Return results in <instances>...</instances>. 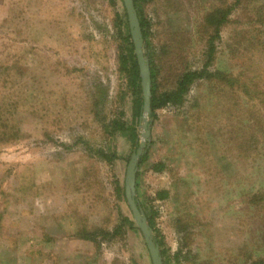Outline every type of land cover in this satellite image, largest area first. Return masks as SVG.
<instances>
[{"label":"rangeland","instance_id":"1","mask_svg":"<svg viewBox=\"0 0 264 264\" xmlns=\"http://www.w3.org/2000/svg\"><path fill=\"white\" fill-rule=\"evenodd\" d=\"M191 1L153 0L145 8L163 90L206 64L203 13L223 4ZM122 13L120 0H0V264H153L115 191L134 152L108 125L133 123L139 142L144 131L118 69ZM260 14L264 0L241 2L208 68L225 80L195 83L182 105L160 110L149 126L150 159L136 197L170 264L264 258V155L240 158L241 140L228 133L241 135L237 102L255 103L227 81L245 83L250 71L264 80ZM250 124L253 145L257 126ZM101 151L118 159L107 163ZM159 163L165 167L154 171ZM159 191L169 194L160 199Z\"/></svg>","mask_w":264,"mask_h":264},{"label":"trees","instance_id":"2","mask_svg":"<svg viewBox=\"0 0 264 264\" xmlns=\"http://www.w3.org/2000/svg\"><path fill=\"white\" fill-rule=\"evenodd\" d=\"M242 1L243 0H222L220 1L223 4L222 6H216L215 3L213 2L210 8L205 9L206 13H203L204 16L202 17L203 22L201 26L206 27L205 32L208 33L209 48L205 52L207 59H206V64L204 68L202 70H187V71H184L183 73H180L175 78L176 82H175L174 87L172 89L163 90V87L166 81L162 73V70H163V68H161L162 65L158 62V60L160 59V56L155 53L153 44L150 40L151 25L146 15V12H145L146 5L153 2V0H134L135 7L138 13L139 20H140L141 28H142L143 38H144L145 56L149 60L150 68H151L152 99H151V112L149 114V118H150L149 126L152 125L153 121L157 120L158 112L160 110L166 108L169 105H176V106L182 105L185 101V96L189 93L190 88L195 83L199 81L213 79V78H222V79H219L221 81H223V79L225 80L224 78L225 75L223 72L217 71L216 73H213L209 71L208 68L215 61V54H216V48H217L216 43L217 41L220 40L221 30L223 29L224 26L228 24L230 20L229 19L230 16L232 15L233 12H235V9L241 4ZM120 2L123 5V13L121 15L120 14L118 15V18H119L118 26L120 27V30H121V27L124 26L125 33L122 34L123 37L121 36L122 44H121V47H119V53H118V63H119L118 69H119V73L121 74V76L126 80V91L125 92H128L129 94L133 95L134 116L139 121L143 113V104H144L142 78L140 75V67L138 64L137 55L135 53L134 42H133V38L131 35V31H130L127 10L125 8L124 1L120 0ZM168 2H172V0H168ZM190 5L192 6L191 0H190ZM263 18H264L263 14L258 15L257 22H262ZM263 32H264V29H263ZM258 40L261 43H264L263 36L259 37ZM253 74L254 73L250 71V74H248L250 79L247 78L245 83L239 84L236 78H230L229 80H227L230 83L229 88L236 87V89L237 88L238 90L240 89L242 93L245 96H247L245 98H248V100H251L255 103L254 108H252V107H247V106L242 107L243 104L241 102H237V105L235 106V113L238 111V108H239L241 112L240 121H239V124H240L239 130H240L241 135L237 132V129L235 131L228 132L232 136V140H234V138H238L239 140H241L240 143L238 144L237 151L239 153V157L243 159L252 158L254 155L255 156L264 155V89L261 90L262 88L260 87V84H261L260 82H262V84L264 85V80H260V77H258L259 75L256 76V74L254 75ZM234 81L236 84L233 83ZM250 92L253 93V96L252 94H250ZM93 100H94V97L92 101ZM96 101L94 102V106L99 107L100 104L99 103L96 104L97 103ZM261 105H263V107H260ZM232 112H234V108L231 109L228 113L231 114ZM95 114L97 116L96 119H98L99 121L104 120L103 118L99 117L98 112H96ZM252 119L256 123L257 131L256 133H253V135L255 134L254 144L249 145L250 141L253 142L252 136L247 135L248 130L251 128L250 121ZM108 126H111L112 128L111 132L113 135L120 133L122 136L127 137V140L131 144V149L133 150V152H136V150L138 149L140 145V142H139V134H138L137 127L133 123L132 125H129V124L127 125L126 123L113 121V123L109 124ZM258 127L261 128V131L258 130ZM147 152L148 151H146L140 157V160L138 163L137 182H136L137 188H138L139 178L141 176L140 175L141 167L149 164L150 153H147ZM99 154L101 156V159L105 160L107 163L114 162L115 160L118 159L117 154L109 155V154H106L104 151H101ZM129 159L130 157L127 160ZM152 166H153V170L157 172L162 171V169L165 167L163 163L154 164ZM115 191L117 194H119L120 197H122L123 200H125V202H127L126 193H125V184H123L122 186L119 183H117ZM168 194L169 193L167 191H159L157 193L160 199L166 198ZM254 196L255 195H252V197ZM136 201L138 203V206L141 207V203L138 202L139 200L137 199V197H136ZM144 212L147 215L148 222L153 229L154 240L156 243L159 244V247H161L160 252H161L164 264H170L165 257V250L162 249V243L158 239L157 235L155 234L157 230H155L154 218L149 216L146 210H144ZM124 222L128 225L130 229H135L142 234L139 227L137 226L135 219L133 218V215L130 218L129 217L124 218ZM119 229H116L115 231L116 234L117 232L119 233ZM81 236L83 238L91 239V237H89L88 235H84V236L81 235ZM251 259L252 258H249L248 262ZM251 264H264V258L255 259L251 262Z\"/></svg>","mask_w":264,"mask_h":264},{"label":"water","instance_id":"3","mask_svg":"<svg viewBox=\"0 0 264 264\" xmlns=\"http://www.w3.org/2000/svg\"><path fill=\"white\" fill-rule=\"evenodd\" d=\"M123 1L128 14L130 31L134 42L135 53L137 55L138 64L140 67V75L142 78L143 93H144L143 113L141 117L142 128L144 130L142 133L143 141L140 142L138 149L136 150V152L133 153L130 162L128 164L126 180H125V193L133 217L137 223V226L139 227L140 231L144 236L153 264H164L160 252V247L154 240L153 229L150 226L144 211L138 206V203L136 201V195H137L136 182H137L138 163L140 157L146 152V149L148 147V138L150 137V128H149L148 119H149V114L151 112L152 78H151L150 63L147 57L145 56L144 38H143L142 28L134 0H123Z\"/></svg>","mask_w":264,"mask_h":264},{"label":"crops","instance_id":"4","mask_svg":"<svg viewBox=\"0 0 264 264\" xmlns=\"http://www.w3.org/2000/svg\"><path fill=\"white\" fill-rule=\"evenodd\" d=\"M34 196V195H33ZM62 225V224H61ZM49 234V233H48ZM45 235H46V233H45ZM34 238V237H33ZM75 239H77V238H75ZM79 239V238H78ZM49 238H48V240H46V241H48L49 242ZM80 240V239H79ZM44 242V241H43ZM7 251H9V250H7ZM67 262V260L66 259H64V261H62V264H64V263H66ZM60 264V263H59Z\"/></svg>","mask_w":264,"mask_h":264}]
</instances>
